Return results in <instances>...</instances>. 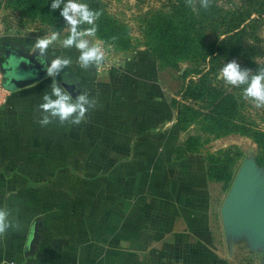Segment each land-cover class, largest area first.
I'll list each match as a JSON object with an SVG mask.
<instances>
[{
  "label": "crops",
  "instance_id": "obj_1",
  "mask_svg": "<svg viewBox=\"0 0 264 264\" xmlns=\"http://www.w3.org/2000/svg\"><path fill=\"white\" fill-rule=\"evenodd\" d=\"M11 44L32 51L28 41ZM110 56L107 72L72 60L54 78L97 100L78 126L36 122L53 78L11 91L0 112V208L19 228L0 237V263L225 264L236 240L215 231L205 174L186 179L181 168L195 162L169 161L181 136L155 62ZM72 200L81 204L77 220L71 207L56 212ZM220 237L228 256L215 249Z\"/></svg>",
  "mask_w": 264,
  "mask_h": 264
},
{
  "label": "trees",
  "instance_id": "obj_2",
  "mask_svg": "<svg viewBox=\"0 0 264 264\" xmlns=\"http://www.w3.org/2000/svg\"><path fill=\"white\" fill-rule=\"evenodd\" d=\"M8 2L27 19L61 27L59 10L50 11L51 0ZM81 2L102 12L95 22L96 39L112 45L117 51L130 49L128 26L108 13L103 0ZM195 9L186 0H165L159 9L147 12L140 26L144 47L162 65L177 68L182 62L190 64L184 77L188 74L199 76L195 82L189 81L181 97L193 105L203 103L205 111L201 107L194 109L190 104H180L178 123L197 122L216 135L233 133L250 139L256 146L254 161L264 170V130L244 113L246 103L239 93L242 87H232L228 92L219 84L213 85L214 81L219 83L217 71L231 60L241 61L244 68L252 71L264 67V48L255 36L264 23V0H239L227 9L213 5L212 0L210 7L204 9L197 0ZM248 36L254 41H249ZM200 153L198 139L190 137L175 149L174 159L180 161L190 154ZM241 158L242 153L235 147H228L219 154L208 153L205 158L207 178L230 186L236 174L232 167Z\"/></svg>",
  "mask_w": 264,
  "mask_h": 264
},
{
  "label": "rangeland",
  "instance_id": "obj_3",
  "mask_svg": "<svg viewBox=\"0 0 264 264\" xmlns=\"http://www.w3.org/2000/svg\"><path fill=\"white\" fill-rule=\"evenodd\" d=\"M165 0H103L108 13L118 19L119 21L123 22L125 25L128 26L130 31V40H131V47L125 52V54L129 55L133 59L136 60H143L144 58H149L153 60L156 64L158 69V79L160 80V87L162 89L161 96H164L166 99V104L168 105V110L173 112L174 114V125L181 136V140L177 143V147H181L184 145L185 141L190 138H197L198 139V146L201 150L200 154H190L186 158L176 161L175 158V149L172 152L169 161L170 162H183V161H192L195 164H188L181 168L182 177L184 178H191V177H198V176H206L208 182V191L214 198L215 203V231L218 233V229L221 228L222 232L223 226L221 222L220 210L224 203V200L228 194V191L231 187H226L222 182L216 180H209L207 178V164H206V155L208 153L219 154L221 151L225 150L228 147H235L242 153V158L236 161V164L232 167L237 173L240 165L246 159H255L256 156V146L255 144L248 138L240 136L238 134H224V135H216L214 133L208 132L205 128H203L197 122H190L181 124L178 123L177 119V110L180 108V104H190L196 109L197 107L204 109L203 103H197L193 105L192 102L188 101L185 102L182 100L181 93L186 85H188L189 81H196L199 76L193 74H188L187 77H184V73L190 70L191 65L187 62L179 63L178 67H170L166 65H162L158 62V60L151 54V52L144 47V41L141 36L140 26L142 23V17L147 12L159 9L161 4ZM239 0H212L213 5L218 7L223 6L225 9L230 8L233 3H237ZM61 27L55 28V26H48L41 23L39 20H31L25 18L19 9H15L12 7V3H9L8 0H0V46L3 43H14L19 40H24V42L32 45L35 39L39 36L42 37L48 34L52 30H56L61 32V37L64 38L67 35L66 30L64 29V22L63 20L60 21ZM256 40L260 41L261 48H264V23L259 26L255 33ZM249 41L254 39L252 36H248ZM92 43L101 42L102 47L105 51V61L104 63L98 67V71L100 73L107 72L112 68L111 62V52L114 50V47L108 43L100 41L96 38H90ZM246 40V39H244ZM257 43V41H256ZM23 44V43H22ZM25 47V45H23ZM27 51L29 49L27 48ZM1 52V48H0ZM29 54L34 53L33 50L28 52ZM77 50L72 49H64L57 44L55 47L49 49L48 52V60L55 58L56 56L64 57V54H68L71 56L73 61L76 59ZM236 60V59H235ZM237 63L240 64L241 68L244 66L241 65V61L236 60ZM2 59H0V64ZM2 69L5 71V78H8L7 74V67L6 65L2 66ZM207 71V70H206ZM219 70L217 71L218 74ZM16 73V72H15ZM63 79V78H62ZM61 79V80H62ZM218 79V76H217ZM214 81V80H213ZM218 82L214 81L215 86L218 84L226 90L230 91L232 89L231 86L226 85L223 81L219 80ZM242 96V90L239 91ZM243 99V97H242ZM246 106L244 108V113L247 116H250L255 123L264 130V108L257 109L251 103L244 100ZM263 170V169H262ZM137 171V170H136ZM148 170H145V173ZM155 172V170H150V172ZM264 171V170H263ZM170 177H177L179 176L180 171L171 169L169 170ZM236 175V174H235ZM235 178V177H234ZM234 180V179H233ZM190 183V181H188ZM233 182V181H232ZM232 184V183H231ZM60 207H56V212H62V207L65 208L71 207L72 208V220H77V216L74 215L73 212L78 211L80 208V202L77 200H72L71 202H58ZM76 225V222H73ZM35 229L37 228V224H35ZM220 230V229H219ZM232 240H236V244L231 245V256L226 257L225 264L230 262V264H264V250L262 248H252L249 244V241L246 237H238L232 238ZM215 249H217L220 254L224 256H228L230 252V246L227 243L222 244V237L217 240L215 243ZM29 249V248H28ZM29 252V250H28ZM223 264V263H222Z\"/></svg>",
  "mask_w": 264,
  "mask_h": 264
},
{
  "label": "clouds",
  "instance_id": "obj_4",
  "mask_svg": "<svg viewBox=\"0 0 264 264\" xmlns=\"http://www.w3.org/2000/svg\"><path fill=\"white\" fill-rule=\"evenodd\" d=\"M197 0H186L195 11ZM200 7L208 9L211 0H198ZM50 11L59 10V16L64 22L66 37L61 32L52 30L48 34L37 37L32 45L37 61L44 66L45 75L52 79L50 91L42 96V102L37 106V123L47 127L54 121L60 125L69 124L78 126L86 122L87 113L97 105V100L91 98L88 92H81L73 97L54 79L61 71L72 63L70 57L56 56L47 60L49 49L59 44L64 49H76L78 54L76 63L81 69L88 70L99 67L105 61V51L101 42L92 43L98 28L96 21L102 15L100 10H93L81 0H51ZM87 27H84V26ZM218 79L226 85L241 88L244 100L255 108H264V67L255 71L241 68L236 60H231L219 69ZM11 217V212L0 208V237L6 235L9 229L19 228Z\"/></svg>",
  "mask_w": 264,
  "mask_h": 264
},
{
  "label": "water",
  "instance_id": "obj_5",
  "mask_svg": "<svg viewBox=\"0 0 264 264\" xmlns=\"http://www.w3.org/2000/svg\"><path fill=\"white\" fill-rule=\"evenodd\" d=\"M0 48V58L4 59L8 78H5L3 69L0 71L9 91L22 89L47 77L35 52L29 54L8 43L1 44ZM63 87L75 97V84H63ZM220 216L226 235L231 238L244 236L252 248L264 250V171L253 159H246L240 165Z\"/></svg>",
  "mask_w": 264,
  "mask_h": 264
},
{
  "label": "built area",
  "instance_id": "obj_6",
  "mask_svg": "<svg viewBox=\"0 0 264 264\" xmlns=\"http://www.w3.org/2000/svg\"><path fill=\"white\" fill-rule=\"evenodd\" d=\"M11 95V91L5 88L4 86V78L0 71V112H2L8 103L9 97ZM0 264H30L28 261H18L15 259H7Z\"/></svg>",
  "mask_w": 264,
  "mask_h": 264
},
{
  "label": "flooded vegetation",
  "instance_id": "obj_7",
  "mask_svg": "<svg viewBox=\"0 0 264 264\" xmlns=\"http://www.w3.org/2000/svg\"><path fill=\"white\" fill-rule=\"evenodd\" d=\"M4 65V59L2 58V62L0 64V68L2 69V66Z\"/></svg>",
  "mask_w": 264,
  "mask_h": 264
}]
</instances>
